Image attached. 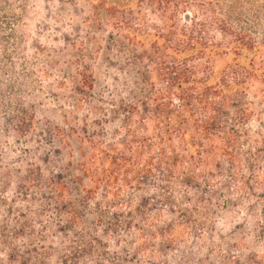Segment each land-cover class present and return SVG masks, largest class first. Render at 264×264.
I'll return each instance as SVG.
<instances>
[{
    "label": "rangeland",
    "instance_id": "obj_1",
    "mask_svg": "<svg viewBox=\"0 0 264 264\" xmlns=\"http://www.w3.org/2000/svg\"><path fill=\"white\" fill-rule=\"evenodd\" d=\"M168 1L182 4L173 26L186 35L195 29L199 48L190 39L169 38L171 29L154 10L156 0H0V264H237L242 255L243 264H264V0ZM230 31L252 40L236 56L227 46ZM131 42L136 53L146 54L140 63L131 55ZM157 46L166 67L209 77L211 87L233 64L249 72L242 75L236 104L244 122L242 149L258 161L233 170L241 175L228 190L230 206L211 229L215 242L208 261L194 254L210 234L192 241L190 261L182 258L189 242L160 251L162 242L171 241L161 224L173 213L158 204L159 187L166 183L135 180L128 186L124 172L111 168L109 185L97 186L82 172L88 162L92 173H101L91 156L107 141L130 153L134 166L144 163L136 143L153 139L155 129L149 118L137 124L145 112L141 107L148 109L169 85L151 67ZM124 88L130 95L142 92L139 116L120 113L132 103ZM129 132L136 141L130 142ZM179 135L174 133L176 148ZM200 136L192 135L198 150L219 147L215 136ZM123 138L125 144L119 143ZM193 171L199 182L213 186L227 174L217 171L212 156ZM136 197L147 202L140 215L129 207ZM184 234L175 230L174 237L182 240Z\"/></svg>",
    "mask_w": 264,
    "mask_h": 264
},
{
    "label": "trees",
    "instance_id": "obj_2",
    "mask_svg": "<svg viewBox=\"0 0 264 264\" xmlns=\"http://www.w3.org/2000/svg\"><path fill=\"white\" fill-rule=\"evenodd\" d=\"M155 3L157 6L154 10L167 24L168 29H171L168 31L169 38L190 39L188 42L196 44L198 48L201 46L202 43L193 38V33H195L193 30L195 29H190L186 35L183 28L173 26L178 21L177 14L182 4L178 2L171 4L168 0H156ZM208 9L212 14L214 13V6L211 4ZM217 13V11L214 13L215 19H217ZM240 30L243 33L246 31L244 27ZM225 33H229L232 39L227 46L231 47L235 56L239 54V51H242V48H246L247 40H251L239 32ZM255 44L257 45V43ZM128 46L132 47L131 55L135 61L140 63L141 59L146 58L144 52L142 54L136 53L134 50L136 46L132 42ZM253 47L256 49L255 46ZM191 49L194 50V48ZM181 52L183 50L177 51L173 57H179ZM198 52V54H203L204 50H198ZM118 56H115L116 63H119ZM154 58L150 60V63L153 71H155V77L169 79V85L161 92L158 91V95H154L152 104L148 109L143 105L141 107L145 108V112L142 119L138 118L137 124L141 125L143 119L149 118L152 120L155 129L153 139L144 137L136 143L139 155H146H144V163L141 166H134L133 156L129 152L127 155L118 152L113 142L107 141L102 149L95 150L91 156V162L93 164L98 163L101 173L99 174L97 170L92 173L88 162L81 166L82 172L97 186H100V183L109 185L108 181L114 177L112 176L113 172L109 173L111 168L124 172L121 177L128 186L135 180H138V185L142 183H159L160 185L171 183V186H166V188V184L159 187L158 204L173 213L168 218L171 221L165 220L163 217L161 225L164 226V229L161 230V233L163 235L171 234V241L169 244L162 242L160 251L172 252L175 248L189 242V248L184 249L182 258L183 261H190L192 257L188 255H190V249L193 247L192 241L199 236L210 234L207 237L206 245L202 246L200 252L194 254L195 258L208 261L209 255H213L211 249L215 242L211 229H213V225L221 213L230 206L233 195L228 190L232 189V185L239 182L238 177L241 175L238 172L236 174L233 170L242 165L249 168V162L258 161L252 151L242 149L243 134L241 132H243L244 122L240 120L242 111H239L236 104L239 97L238 92L241 91L240 87L244 90L242 75H248L249 72L242 71L238 64H233L216 76L217 84L211 87L208 85L209 77L196 78L183 66H174L175 69L172 68V70L166 67L164 63L166 56L159 50L158 46ZM135 61H131V63ZM130 91L131 89L128 88L123 89L122 93L124 97L127 96V103L130 102V99L132 103L120 112L128 118H131L133 114L138 115V108L141 104L137 99L142 97L141 91L133 92L131 95L128 94ZM116 95H121V93L118 92ZM195 113H199L200 118H196ZM175 132H179V136L182 138L177 144L178 148H176V142L173 140ZM194 133L201 135L200 137L207 141H213L216 138L219 147L215 150H198L194 147L196 143L192 141ZM129 135L133 137L130 142L136 141L133 140L135 139L133 134L129 132ZM213 136L215 138H212ZM119 143L125 144V138L121 139ZM146 152L148 153L146 154ZM209 156L215 159L217 171L227 173L220 177L222 181L214 186L209 185L207 181L199 182L198 174L193 171L195 164L204 163L205 158ZM63 180L66 182V178ZM143 200V197H136L135 202L129 204L135 214L140 215L144 211L145 200ZM158 204L152 208L157 209ZM189 204L193 205V209H188ZM150 206L151 204L148 203V207ZM88 208L91 209L90 204ZM83 209L87 210L85 207ZM93 209L98 210L97 206H94ZM180 229L186 233L184 234L185 239L179 240L174 237L175 230ZM156 237V233L150 236L151 239H156ZM203 252L206 255L204 258L200 256ZM244 257L245 255L240 256L237 264H243L246 258ZM62 263H66L63 258ZM164 264L173 263H168L166 260Z\"/></svg>",
    "mask_w": 264,
    "mask_h": 264
}]
</instances>
